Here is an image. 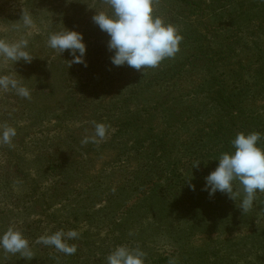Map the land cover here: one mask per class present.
I'll use <instances>...</instances> for the list:
<instances>
[{
    "label": "rangeland",
    "instance_id": "rangeland-1",
    "mask_svg": "<svg viewBox=\"0 0 264 264\" xmlns=\"http://www.w3.org/2000/svg\"><path fill=\"white\" fill-rule=\"evenodd\" d=\"M175 1L154 0V14L169 17ZM219 1L202 0L203 8L189 13L186 23L171 24L180 33L205 25L214 42L216 29L226 35L225 22L214 15L226 8ZM102 11H111L104 0H0V39L27 40L33 56L30 63L0 56V76L31 91L22 98L0 89V131L11 126L17 132L11 147L0 145V179L12 178L11 196L0 201V234L13 228L33 235L32 258L0 249V264H107L120 245L140 248L145 264H264V247L245 236L252 219L264 225V192L245 213L237 206L241 191L237 202L225 193L215 200L205 196V180L194 178L189 164L193 159L174 151L187 135L178 119L180 99L171 97L179 89L172 81L145 86L150 75L177 69L193 51L180 48L144 74L127 64L114 66L109 36L92 19ZM24 16L31 17L30 26ZM66 28L83 34L85 63L69 66L67 50L61 55L48 46L50 35ZM261 42L253 70L264 61ZM236 48L237 57L249 56L238 43ZM97 123L108 126L107 139L82 143ZM71 230L79 233L68 241L77 247L74 255L37 243Z\"/></svg>",
    "mask_w": 264,
    "mask_h": 264
},
{
    "label": "trees",
    "instance_id": "trees-1",
    "mask_svg": "<svg viewBox=\"0 0 264 264\" xmlns=\"http://www.w3.org/2000/svg\"><path fill=\"white\" fill-rule=\"evenodd\" d=\"M219 3L226 8L214 15L220 23L225 22L222 30L226 35L216 29L219 34L212 35L216 39L211 42L206 36L207 26L201 24H195L197 29L193 33L191 30L181 32L180 48L191 49L192 54L179 60L177 69H163L144 82L148 87L159 81H172L171 87L179 89L178 94L171 97L174 101L180 99L176 104L178 119L181 120L180 128L187 135L178 145L179 149L174 151L193 159L189 164L193 166L194 178L201 180L218 166L221 154L234 151L231 142L237 133L259 132L258 144L264 147V61L257 69L252 68L256 61L254 57H260L258 52L263 49L264 0H224ZM173 5L176 7L166 11L169 17H162L165 22L166 19H171L169 23L178 22V27L181 22L186 23L183 19L188 18L189 13L198 7L203 8L202 0H176ZM237 43L240 49L247 50L249 56L237 57ZM168 83L164 84L165 87ZM161 94L165 98L169 93ZM170 108L174 111L173 107ZM163 148L169 150V146ZM161 153L167 152L161 150ZM11 180L9 175L0 179V201L11 196ZM237 189L243 192L242 186L238 185ZM203 192L205 196L208 194L205 189ZM221 194L217 192L214 200ZM260 199L263 202L261 212L264 213V195ZM259 223H253L252 219L245 236L264 247V225ZM31 237L33 235L27 238L28 241Z\"/></svg>",
    "mask_w": 264,
    "mask_h": 264
},
{
    "label": "clouds",
    "instance_id": "clouds-1",
    "mask_svg": "<svg viewBox=\"0 0 264 264\" xmlns=\"http://www.w3.org/2000/svg\"><path fill=\"white\" fill-rule=\"evenodd\" d=\"M104 3L111 11L96 12L92 19L109 36L107 46L109 51L114 52L111 56L114 66L127 64L144 74L145 69L157 68L162 61L174 58L179 52L183 37L175 25L154 14V0H104ZM23 22L25 26H30L31 17L24 16ZM48 46L61 55L67 50L72 56L69 66L85 63L87 45L81 32L66 28L65 31L54 33L49 37ZM0 56L14 63L20 60L30 63L33 59L28 51L27 40L10 43L0 39ZM0 89L14 90L22 98H30L31 95L28 87L10 76H0ZM16 134L14 127L4 126L0 131V145L11 147ZM107 136L108 126L97 123L94 135L85 137L82 143H100ZM260 138L259 132L237 133L231 142L234 151L221 154L218 166L205 177L204 187L209 196L217 192L225 193L237 202L240 191L234 190V186L238 182L243 190L238 207L242 213L252 208L256 194L264 192V147L258 144ZM192 187L194 189L195 186ZM78 237L79 233L75 230L67 233L57 231L41 236L37 243L53 247L65 255H74L77 247L68 241ZM0 249L32 258L28 239L17 229L9 228L0 234ZM106 259L107 264H145L146 254L138 247L120 245Z\"/></svg>",
    "mask_w": 264,
    "mask_h": 264
}]
</instances>
